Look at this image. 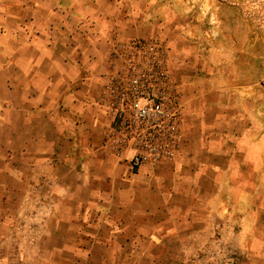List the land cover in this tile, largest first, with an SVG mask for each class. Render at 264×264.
Masks as SVG:
<instances>
[{"label":"crops","instance_id":"1","mask_svg":"<svg viewBox=\"0 0 264 264\" xmlns=\"http://www.w3.org/2000/svg\"><path fill=\"white\" fill-rule=\"evenodd\" d=\"M230 2L0 0V247L15 244L14 260L29 258L20 251L22 229L61 224L71 212L79 228L112 229L92 238L93 247L115 235L123 244H173L161 264L197 257L198 233L175 234L198 226L196 209L177 199L185 190L176 180L186 150L198 163L197 146L186 140L200 132L203 147L219 133L221 150L232 153L230 175L221 177L231 181L233 206L225 207L221 194L218 235L201 237L204 252L223 257L236 241L246 264H264V30L225 13ZM167 35L171 71H189L175 80L189 125L182 117L184 141L174 160L133 171L104 145L110 118L100 84L114 40ZM140 226L154 232L142 236ZM10 258L0 252V261Z\"/></svg>","mask_w":264,"mask_h":264},{"label":"rangeland","instance_id":"2","mask_svg":"<svg viewBox=\"0 0 264 264\" xmlns=\"http://www.w3.org/2000/svg\"><path fill=\"white\" fill-rule=\"evenodd\" d=\"M230 1H232L230 2L231 4L224 5L225 13L238 16L239 19L244 17L243 21L245 23H252L264 30V0ZM157 38L166 44L168 50L171 49L168 45L169 35ZM176 47H181V42L178 40L176 42ZM260 51L261 56L264 57V46L260 47ZM188 72V69L183 67L172 68V74L175 80H180L185 77ZM182 117H184V115H182ZM188 119L189 117H184L186 126L189 125ZM200 134L199 132V135L194 137L190 136L186 140L188 146H197L196 155L199 159L198 163L190 162L188 159L190 153L188 152L189 150H186L184 152L185 159L182 160L177 167L180 177L176 180V187L185 190L184 192L182 191L183 193L177 199L185 208L191 205L193 209H196L198 226L191 229L180 228L175 231V234L179 232L182 237H186L190 230H193V233H198L197 241L200 244L198 245V249L201 251V254L191 261L163 260V264H246V260L243 254L240 253L236 241L232 242V245L229 246L232 251L226 253L223 257L213 252L206 255L204 252L205 247L204 243L201 241V237H204L209 231L212 235L209 238L217 237L218 235V221L221 219L215 214V211L221 208V194L224 195L225 200L229 202L228 205L224 204V206H233L231 181H228V179L223 180L221 177L222 172L228 174L230 171L229 160L231 158L229 154L232 153L229 152L230 150L227 151V149L221 150L219 133L214 134L213 146L207 148L203 147V137ZM229 175L230 172L228 176ZM227 183H229V187L225 186ZM171 186H173V184ZM222 187L224 190L221 193L220 190ZM169 203L172 204V197H169ZM263 203L264 201H262V204ZM69 205L72 206L73 203ZM72 214L73 212L70 214L67 213L66 221L61 224H58L57 221H53L52 225L46 226L43 225V221L41 222V226L36 223L22 229V236L25 242L20 246V251L28 253L29 258L14 260V255H16V249L14 248L15 244L2 245V247H0V252L9 254L11 258L0 261V264H161V259L165 256L163 252L169 251L168 255L173 252L174 245L171 243L164 245V247L141 241H134L133 244H123V237L115 235L112 238L111 244L96 245L93 247L90 243L92 238L110 236L112 235V229L109 227L79 228L78 222L73 218ZM165 216L168 219L174 217L172 212L166 213ZM179 217L182 222L184 219L187 220V210L180 212ZM229 218L235 220L236 215L233 214ZM207 221L209 225L211 224L210 230L205 226V222ZM168 223L171 224L172 221ZM137 230L142 236L150 234L151 231V229L145 226H140ZM157 232L163 235L166 233L170 236L174 234L172 229H167L166 231L161 229ZM127 233L137 238V233H135L134 229H127ZM32 238L37 242L34 248H31L30 245L27 244ZM92 249L95 252L94 255L93 252H91L93 251ZM211 249L214 248L211 247ZM95 256L96 258H94ZM161 256L162 258H158Z\"/></svg>","mask_w":264,"mask_h":264},{"label":"built area","instance_id":"3","mask_svg":"<svg viewBox=\"0 0 264 264\" xmlns=\"http://www.w3.org/2000/svg\"><path fill=\"white\" fill-rule=\"evenodd\" d=\"M100 94L110 123L104 145L133 171L174 160L183 144L182 102L157 37L114 40Z\"/></svg>","mask_w":264,"mask_h":264}]
</instances>
